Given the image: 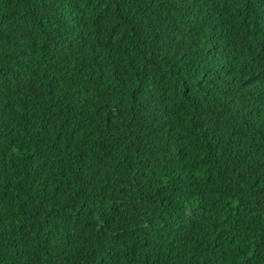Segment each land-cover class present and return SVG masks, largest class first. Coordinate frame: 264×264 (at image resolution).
I'll list each match as a JSON object with an SVG mask.
<instances>
[{
    "label": "trees",
    "instance_id": "obj_1",
    "mask_svg": "<svg viewBox=\"0 0 264 264\" xmlns=\"http://www.w3.org/2000/svg\"><path fill=\"white\" fill-rule=\"evenodd\" d=\"M0 264H264V0H0Z\"/></svg>",
    "mask_w": 264,
    "mask_h": 264
}]
</instances>
